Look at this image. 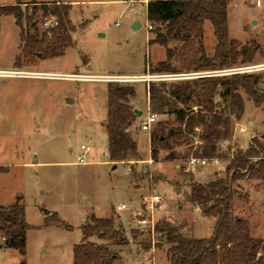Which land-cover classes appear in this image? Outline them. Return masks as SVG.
Returning a JSON list of instances; mask_svg holds the SVG:
<instances>
[{"label": "rangeland", "instance_id": "1", "mask_svg": "<svg viewBox=\"0 0 264 264\" xmlns=\"http://www.w3.org/2000/svg\"><path fill=\"white\" fill-rule=\"evenodd\" d=\"M1 1H20L25 29L38 37L44 31L39 23L43 8L37 6L30 13L31 1L70 4L69 18L74 28L73 44L62 55L30 58L22 54L19 25L13 15L0 17V70L16 73L0 75V204L8 206L20 200L30 225L25 234V254L3 248L1 253H6L0 256V264H19L22 260L26 264H73V246L81 242L84 225L93 223L94 218L112 217L114 227L121 228L126 238L116 247L95 235L88 238L108 245L117 254L112 264H163L168 245L157 240L158 234L150 230L151 224L161 221L183 233L209 237L214 222L202 216L200 210L195 211L185 199L189 187L181 170L191 173L195 181L224 176L232 155L245 150L253 136L264 133V103L255 107L248 101L240 119L230 116V139L219 145L228 157H216L218 163L208 161L187 169V159L201 144L202 129L195 128L188 139L179 137L184 125L173 109L177 106L195 110L199 102L195 95L188 103L172 101L165 113L157 114L150 132L138 127L149 109L148 82L162 80L155 77L160 74H175L150 70L167 60L169 51L171 64L182 66L179 55L185 43L184 30L168 36L164 45L149 44L157 31L148 30L143 3L127 7L119 0ZM255 1L228 0L227 4L229 38L240 45L255 39L260 45L249 64L264 63V0L260 5ZM134 21L140 23L138 28L132 27ZM165 31L162 27L161 33ZM215 44L212 25L205 20L201 35L192 37L189 54L210 56ZM238 66H243L240 58L231 67ZM128 72L142 73L120 81L135 84V96L129 104L143 110L129 128L142 159L110 162L101 122L106 117L107 83L112 81L100 74ZM188 72L193 71L182 69L177 73ZM256 72L263 81L264 69ZM165 80L181 83L192 79ZM222 91L219 88L213 96L218 110L228 109V97L221 95ZM238 124L244 131H239ZM160 126L170 145L168 149H161L153 141ZM81 143L91 145L85 163L76 162ZM154 148L158 149L156 158L152 156ZM233 188V213L245 219L254 235L263 236L264 243V183L245 176ZM154 194L161 196L162 209L151 213L148 204ZM122 203L126 207L118 209ZM135 210L141 213L136 217H147L149 222L137 224ZM46 219H58L61 224L45 225Z\"/></svg>", "mask_w": 264, "mask_h": 264}, {"label": "trees", "instance_id": "2", "mask_svg": "<svg viewBox=\"0 0 264 264\" xmlns=\"http://www.w3.org/2000/svg\"><path fill=\"white\" fill-rule=\"evenodd\" d=\"M32 9L43 8V14L50 12L58 25L49 31L44 30L40 37L25 29L23 25L24 11L21 2L0 4V17L13 15L19 25V37L22 42V54L26 57L39 56L52 58L62 55L72 46L71 32L73 25L69 18L70 4L41 3L31 1ZM228 0H149L146 5L147 22L157 31L156 37L149 44L157 42L164 45L168 36H176L185 31V43L181 48V68H176L168 59L158 62L157 68L150 70L156 73H177L182 69L201 71L229 68L240 58L243 65L254 60L260 45L255 39L245 44L229 38ZM33 12V11H32ZM27 16L25 15V18ZM211 23L216 44L212 54H189L192 37L200 36L204 21ZM165 33H161V28ZM152 28V29H153ZM181 83L166 80L148 82V105L151 112L163 114L172 101H188L195 95L199 102L195 110L174 106L173 111L184 125L179 137L188 139L195 128H201L199 140L201 144L193 152L201 158L228 157L220 148L222 141L230 139V116L237 120L244 113V101L250 100L255 106L264 103V80L257 72L234 73L220 76H205L191 78ZM170 83V84H169ZM106 117L101 127L108 140L109 160L113 162H128L142 159L137 143L132 138L129 128L136 120L130 99L135 96V84L112 81L107 83ZM227 96L228 109L218 110L213 103V96L218 89ZM245 96V97H244ZM153 141L160 144L161 149H168L167 138L163 127H159ZM158 149L152 151L156 158ZM184 181L187 180L189 191L185 199L197 206L204 217L214 218L212 234L207 238H195L183 233L166 221L155 225L159 233L157 240L168 245L167 256L170 264H264V243L261 239L249 234L247 222L233 213L235 189L233 184L244 178L259 179L264 183V133L253 136L245 150H237L229 159L224 170V176L200 182L193 180L191 173L183 170ZM179 185V183H177ZM61 224L55 219H46L45 225ZM30 225L25 218V208L20 200H15L8 206L0 205V236L5 240L0 242L3 248H15L25 254V234ZM82 240L73 246V264H112L115 252L108 245L88 240L95 235L102 240H108L111 246H119L126 242L121 228L114 227L112 217L94 218L93 223L84 225ZM147 247H150L148 243ZM19 264H26L22 260Z\"/></svg>", "mask_w": 264, "mask_h": 264}, {"label": "built area", "instance_id": "3", "mask_svg": "<svg viewBox=\"0 0 264 264\" xmlns=\"http://www.w3.org/2000/svg\"><path fill=\"white\" fill-rule=\"evenodd\" d=\"M121 3L125 4L127 7H133L136 3H143L147 5L149 0H119ZM256 5L261 4V0H256L255 1ZM29 12H32V4H30V7L28 8ZM41 26L43 27L44 30L49 31L50 29L54 28L55 26L58 25V20L57 18L51 14H43L41 16V19L39 21ZM118 23V22H117ZM148 30H151L152 24L147 22L146 24ZM264 69V63L261 64H247L243 66H238V67H231V68H223V69H217V70H206V71H196V72H188V73H175V74H160L158 76H155L157 79H188V78H196V77H205V76H220V75H229V74H234V73H249V72H256ZM16 74L13 71H3L0 70V75H13ZM110 79L109 81H129L131 80L130 78H125L122 76H115V75H109ZM155 78V79H156ZM157 119V114L151 112L149 109L145 114L142 115L141 120L138 123V127L141 130L148 131L150 132L152 129V126L156 123ZM239 131L242 132L244 131V128L242 125H239ZM88 142H90V139H88ZM79 148L81 150V153L76 156V162L77 163H85V156L86 154L91 150V145L90 143H81L79 145ZM208 161H211L213 163H218V159L216 157H212L209 160L207 158H201V157H196V156H191L187 159V169H192L196 166H201L206 164ZM162 198L159 194H154L151 195L149 198V204L148 207L153 213L154 211H158L162 209ZM124 205L122 204L119 208H123ZM137 214L141 215L140 212ZM137 224H147L149 222V218L147 217H142L138 218L136 217L135 219ZM150 230L152 233H155V226L154 224L150 225ZM157 233V232H156ZM159 234V233H157ZM5 240L4 236H0V242H3ZM3 247L0 246V253ZM3 254V253H1Z\"/></svg>", "mask_w": 264, "mask_h": 264}, {"label": "crops", "instance_id": "4", "mask_svg": "<svg viewBox=\"0 0 264 264\" xmlns=\"http://www.w3.org/2000/svg\"><path fill=\"white\" fill-rule=\"evenodd\" d=\"M0 4H6V2H2L1 0H0ZM145 7H146V5H145ZM133 24V23H132ZM140 74H142L141 72L139 73V72H128V73H109V74H100V75H102V76H109V75H115V76H122V77H128V78H135V77H137V76H139ZM248 101H250V100H247V99H245V101H244V107H245V104H246V102H248ZM250 104H253L252 102H250ZM256 107V106H255ZM261 107H263V105L261 106ZM143 111V110H142ZM244 112H245V108H244ZM105 132V131H104ZM106 134V133H105ZM107 155L109 156V154H108V148H107ZM110 161V160H109ZM110 162H113V161H110ZM115 164H117V163H115ZM116 166V165H115ZM217 175H215L214 177H213V175H212V178L211 179H213V178H215ZM211 179H209V180H211ZM208 180V181H209ZM198 181H200V182H204V181H201V180H199L198 179ZM123 204V203H122ZM122 204H120L119 206H118V209H123V208H125L126 206H125V204H123L124 205V207L123 208H119ZM0 205H3V204H0ZM7 205H9V204H7ZM3 206H5V205H3ZM194 209H195V211H199V208L197 207V206H195L194 205ZM138 212H136V210H135V218H136V214H137ZM241 217V216H240ZM135 218H134V220H135ZM212 220H213V222H214V218H212V217H210ZM249 228V234H250V236L251 237H253V238H257V239H261L263 236H260V235H254L253 234V231H252V229H251V227L249 226L248 227ZM193 235V234H192ZM194 236V235H193ZM195 238H202V237H196V236H194ZM203 238H207V237H203ZM6 249H8V248H6ZM5 253H6V250H5V252L3 253V254H1L0 256L3 258L4 256H5ZM117 256V255H116ZM150 264V263H149ZM154 264H158L156 261L154 262ZM163 264H170L169 263V258H168V256H167V258L165 259V261H164V263Z\"/></svg>", "mask_w": 264, "mask_h": 264}, {"label": "water", "instance_id": "5", "mask_svg": "<svg viewBox=\"0 0 264 264\" xmlns=\"http://www.w3.org/2000/svg\"><path fill=\"white\" fill-rule=\"evenodd\" d=\"M253 22H255V21H253ZM139 26H140V23H139L138 21H134L133 24H132V27H133V28H138ZM99 35H101V34H99ZM261 87L263 88L264 85H261ZM133 112H134V114H135L137 117H140V116L142 115V110L139 109V108H134V109H133ZM33 161L36 162V159H34ZM114 167H115V166H114ZM44 213H45V214L48 213V210H47V209L44 210Z\"/></svg>", "mask_w": 264, "mask_h": 264}, {"label": "bare ground", "instance_id": "6", "mask_svg": "<svg viewBox=\"0 0 264 264\" xmlns=\"http://www.w3.org/2000/svg\"><path fill=\"white\" fill-rule=\"evenodd\" d=\"M42 74V73H41Z\"/></svg>", "mask_w": 264, "mask_h": 264}]
</instances>
